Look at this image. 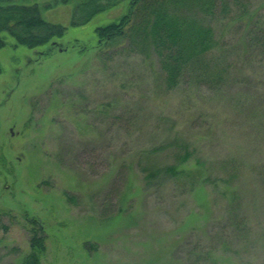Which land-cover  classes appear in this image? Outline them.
Returning a JSON list of instances; mask_svg holds the SVG:
<instances>
[{"label":"rangeland","instance_id":"374dc122","mask_svg":"<svg viewBox=\"0 0 264 264\" xmlns=\"http://www.w3.org/2000/svg\"><path fill=\"white\" fill-rule=\"evenodd\" d=\"M16 2L51 4L43 17L67 30L52 48L4 34L0 264H24L36 233L41 264H264V54L245 39L255 22L264 28V0H231L215 22L225 86L188 76L170 92L151 61L98 56L96 29L126 15L128 0L82 26L71 25L73 3ZM170 133L196 150L181 167L199 171L191 191L171 179L147 186L136 163Z\"/></svg>","mask_w":264,"mask_h":264},{"label":"trees","instance_id":"16d2710c","mask_svg":"<svg viewBox=\"0 0 264 264\" xmlns=\"http://www.w3.org/2000/svg\"><path fill=\"white\" fill-rule=\"evenodd\" d=\"M61 1L66 4L73 3L71 25L82 26L94 19L97 14L115 8L126 0ZM128 2L130 4L126 15L118 21L96 29L100 40L98 56L105 63L116 61L118 56H140L143 64L151 61V65L156 64L162 72L163 86L168 92L178 88L188 76L198 84L205 82L217 88L228 83L231 73L216 63L219 60L216 57L220 58L217 53L220 41L214 25L217 18L228 11L231 0H128ZM50 8L51 4L28 5L17 3L16 0H0V49L7 44L5 33L13 37L18 45L30 49L48 44L51 48L56 46L54 40L63 37L67 27L43 17V10ZM255 23L253 27H248L246 33L247 47L260 49L264 54V28ZM245 24L251 23L247 21ZM171 136L170 133L158 148L153 145L151 149H143L136 163L147 186L171 179L181 184L186 192L191 191L200 178L199 171H184L181 167L194 157L196 150L192 149L191 142L183 139L180 134L175 133L173 138ZM196 158L199 165L204 166L202 158L198 156ZM123 166L126 164L124 163L120 169H123ZM116 193L112 189L106 195L105 200L110 204L106 206V210L108 209L110 216L117 210L111 206ZM245 220L247 219L238 215L232 213L230 215V223L244 239L251 235V226ZM93 245L95 244L86 243L85 247L92 248ZM45 246L43 237L38 233L34 234L31 239V251L24 264H41Z\"/></svg>","mask_w":264,"mask_h":264},{"label":"water","instance_id":"95a60500","mask_svg":"<svg viewBox=\"0 0 264 264\" xmlns=\"http://www.w3.org/2000/svg\"><path fill=\"white\" fill-rule=\"evenodd\" d=\"M55 43H57V42H55Z\"/></svg>","mask_w":264,"mask_h":264}]
</instances>
